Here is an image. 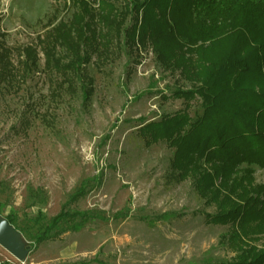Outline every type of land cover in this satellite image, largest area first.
<instances>
[{
  "label": "rangeland",
  "instance_id": "rangeland-1",
  "mask_svg": "<svg viewBox=\"0 0 264 264\" xmlns=\"http://www.w3.org/2000/svg\"><path fill=\"white\" fill-rule=\"evenodd\" d=\"M114 3L123 8L124 3ZM75 12L63 0H0V43L9 51L11 70L8 80H0L1 217L17 216L18 235L28 248L39 210L32 206L30 189L46 192L48 221L86 183L88 193L71 209L105 219L30 248L23 261L0 246V264L232 261L237 253L222 241L230 225L207 218L217 213L216 206L198 194L192 179L178 183L170 178L174 148L165 142L146 147L139 135L142 126L164 116L184 112L195 119L201 114L198 99L187 107L173 96L177 89L191 90L192 84L178 72L165 71L151 48L130 49L122 37L107 55H93L85 67L94 90L85 105L80 81L68 88L64 74L48 68L45 58L50 32ZM27 47L38 53L31 69L25 65ZM54 51L64 56L60 45ZM251 169L253 185L264 188V168ZM119 214L127 217L116 219Z\"/></svg>",
  "mask_w": 264,
  "mask_h": 264
},
{
  "label": "trees",
  "instance_id": "trees-1",
  "mask_svg": "<svg viewBox=\"0 0 264 264\" xmlns=\"http://www.w3.org/2000/svg\"><path fill=\"white\" fill-rule=\"evenodd\" d=\"M63 1L76 12L50 32L47 67L64 74L68 88L79 80L87 105L94 90L85 67L93 55H107L123 37L130 49L151 48L165 71L178 72L192 84L191 90L177 89L173 96L184 99L187 107L198 99L201 114L195 119L184 112L164 116L142 126L139 135L146 147L165 142L174 148L170 178L178 183L192 179L198 194L217 208L207 215L209 221L230 225L222 241L236 257L202 264H264V188L253 185L251 169L264 168V0ZM114 2L124 3L123 8ZM128 16L131 23L124 27ZM57 45L63 47V57L55 56ZM23 52L26 67H35L37 50L27 47ZM8 57L0 43V80L10 77ZM87 193L82 183L59 214L45 221L48 196L43 189H30L32 206L39 208L30 247L60 241L105 219L97 212L71 209ZM5 219L19 231L15 214Z\"/></svg>",
  "mask_w": 264,
  "mask_h": 264
},
{
  "label": "water",
  "instance_id": "water-1",
  "mask_svg": "<svg viewBox=\"0 0 264 264\" xmlns=\"http://www.w3.org/2000/svg\"><path fill=\"white\" fill-rule=\"evenodd\" d=\"M0 246L13 255L19 261H23L29 255L30 246L26 248L15 228L0 216Z\"/></svg>",
  "mask_w": 264,
  "mask_h": 264
}]
</instances>
